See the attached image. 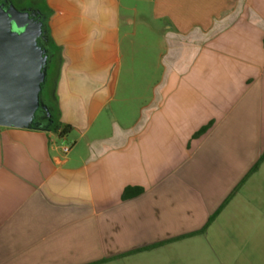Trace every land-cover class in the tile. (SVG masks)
I'll return each instance as SVG.
<instances>
[{
    "label": "crops",
    "instance_id": "0c3cea01",
    "mask_svg": "<svg viewBox=\"0 0 264 264\" xmlns=\"http://www.w3.org/2000/svg\"><path fill=\"white\" fill-rule=\"evenodd\" d=\"M136 1L3 0L49 124L0 127V264H264V0Z\"/></svg>",
    "mask_w": 264,
    "mask_h": 264
},
{
    "label": "water",
    "instance_id": "95a60500",
    "mask_svg": "<svg viewBox=\"0 0 264 264\" xmlns=\"http://www.w3.org/2000/svg\"><path fill=\"white\" fill-rule=\"evenodd\" d=\"M35 13L0 3V127H38L46 53Z\"/></svg>",
    "mask_w": 264,
    "mask_h": 264
},
{
    "label": "trees",
    "instance_id": "16d2710c",
    "mask_svg": "<svg viewBox=\"0 0 264 264\" xmlns=\"http://www.w3.org/2000/svg\"><path fill=\"white\" fill-rule=\"evenodd\" d=\"M70 131V128L67 126H62L60 131H59V135L60 136H64L65 134H67ZM264 159V154L260 157V159L258 160V162L256 163V165L253 167V169L250 171L251 173L254 172L259 164L262 162V160Z\"/></svg>",
    "mask_w": 264,
    "mask_h": 264
},
{
    "label": "flooded vegetation",
    "instance_id": "af4514ba",
    "mask_svg": "<svg viewBox=\"0 0 264 264\" xmlns=\"http://www.w3.org/2000/svg\"><path fill=\"white\" fill-rule=\"evenodd\" d=\"M0 2L2 3L3 0H0ZM36 122L39 123L40 125L49 124V120L47 119V116L46 115H43L42 112H39L37 114Z\"/></svg>",
    "mask_w": 264,
    "mask_h": 264
},
{
    "label": "rangeland",
    "instance_id": "374dc122",
    "mask_svg": "<svg viewBox=\"0 0 264 264\" xmlns=\"http://www.w3.org/2000/svg\"><path fill=\"white\" fill-rule=\"evenodd\" d=\"M136 6H137V8H138L140 11L143 12L144 6H143V3H142V0H137V1H136ZM136 31H140V28H139L138 24L136 25ZM137 51H138V49H137Z\"/></svg>",
    "mask_w": 264,
    "mask_h": 264
},
{
    "label": "built area",
    "instance_id": "2783aa9c",
    "mask_svg": "<svg viewBox=\"0 0 264 264\" xmlns=\"http://www.w3.org/2000/svg\"><path fill=\"white\" fill-rule=\"evenodd\" d=\"M68 150H69V149L65 147V148L62 149V152L65 154V153L68 152Z\"/></svg>",
    "mask_w": 264,
    "mask_h": 264
}]
</instances>
